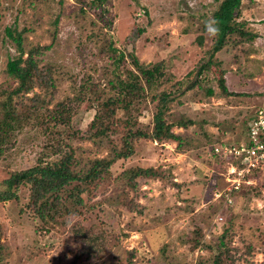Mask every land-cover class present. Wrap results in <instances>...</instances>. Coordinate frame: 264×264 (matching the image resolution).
I'll return each instance as SVG.
<instances>
[{"label": "rangeland", "instance_id": "374dc122", "mask_svg": "<svg viewBox=\"0 0 264 264\" xmlns=\"http://www.w3.org/2000/svg\"><path fill=\"white\" fill-rule=\"evenodd\" d=\"M221 2L107 0L105 18L112 25L104 28V22L96 20L100 11L89 8L90 0H85V4L81 0H0V102L4 91L11 92L19 85L7 74L9 60L20 56L15 42L8 37L9 31L22 36L24 59L37 46L50 47L35 56L40 67L61 66L66 77L75 80L69 78L59 85L49 109L74 98L85 80L92 78L108 92L107 81L120 75L119 70L138 71L129 59L122 69L111 66L109 54L103 50L110 41L122 53L134 52L145 67L164 65L165 77L159 86L136 99L128 109L118 110L108 124L107 136H97V130L90 127L98 111L92 100H85L77 108L73 121L77 132L69 135V129H64L67 147H63V152H74L78 171H86L96 160L111 159L115 150L125 153L129 131L136 138V131L152 133L158 104L153 96L163 91H176L171 95L174 100L166 117L169 123L181 118L195 123L188 129H173L184 142L182 149L173 141L136 140L135 156L118 161L111 169L112 178L101 182L96 195L84 196L86 206L95 207L85 208L82 216L70 217V221H79L86 228L102 226L119 237V245L102 264L123 259L128 251L137 254L136 264H211L226 231L233 236L231 247L239 250L233 252H237L235 257L243 256L237 264H264V172L253 175L244 185L258 188L261 197L253 191L248 198L244 189L229 194L223 177L225 168L230 169L227 163L221 179L211 183L217 182L220 190L212 189L206 179L213 181L211 176L219 168V161L208 153L203 136V132L219 136L224 142L230 140L233 146L237 142L235 136L246 140L250 119L246 126L245 121L264 103V0H244L238 20L245 21L246 29L257 34L256 40L227 46L216 56L223 66L207 75L210 83L204 81L195 90L188 88L196 81L197 69L217 39L216 34L209 35L203 29L206 24L213 25ZM84 9L87 14L82 13ZM92 20L98 27L91 25ZM100 28L104 29L102 35L94 37L92 34L98 35ZM222 72L229 89L243 97L205 98L207 87L220 91L218 79ZM38 93H42L41 89L35 86L27 96ZM24 125L13 130L7 144L9 150L0 156V195L6 189L1 183L11 173L34 167L39 158L56 159L46 148L49 139L39 124L30 121ZM132 167H159L166 178L139 179L135 192L127 185V169ZM13 191L18 200L0 202V242L8 248L4 263L70 264L75 252L72 240L63 230H42L40 221L28 210L29 187L20 186ZM124 194L128 197L126 203L120 200ZM130 200L135 201L142 214L129 211ZM69 229L68 226L64 230ZM246 245L253 247L250 254L245 253ZM222 259L223 264H232L225 254Z\"/></svg>", "mask_w": 264, "mask_h": 264}, {"label": "trees", "instance_id": "16d2710c", "mask_svg": "<svg viewBox=\"0 0 264 264\" xmlns=\"http://www.w3.org/2000/svg\"><path fill=\"white\" fill-rule=\"evenodd\" d=\"M84 1L85 0H81V4H85ZM90 1L89 8L100 11V13L97 14L98 19L96 20L103 21L104 28H110L112 23H107V19L105 18V14L107 13V0ZM243 1L244 0H222L220 7L214 14L213 25L208 24L218 29L215 32L217 39L213 45L212 51L208 53V56L204 57V64L197 69L196 81L189 85L188 88L190 90L200 87L201 83L204 81H206L207 84L210 83L207 79V75L223 66V61L216 59V56L223 52L227 46L232 43H252L256 40L257 34L246 29V22H238L239 18L242 16L241 8ZM82 13L87 14V10H82ZM91 25L93 27H98V23L93 20L91 21ZM103 31L104 29L100 28L98 35L96 33L92 35L99 38ZM203 31L206 30L203 29ZM16 36L17 35H14L12 31L8 32V37L15 42L20 56L9 60L7 63V74L15 79L19 85L11 92L4 91L2 93L3 101L0 102V156L4 155L7 150H9L7 144L12 137L13 130L17 126H21V123L22 125L24 123L26 125L30 121H36L39 124L38 128H41L49 139V145L46 147L47 150L50 152L51 156H55L56 159L54 161H49V159L39 158L37 165L34 167L25 171L11 173L10 176L1 183V186L6 189L0 195V202L13 199L18 200L19 197L13 189L20 186L29 187L30 203L28 205V210H31L30 212L34 214V217L40 221L42 230L47 233H52L55 230H63L66 236L72 240L75 252L70 264H100V262L102 264L106 256L119 245V237L102 226L86 228L79 221H70V217L84 215V209L88 207L86 206L84 196L96 195L101 182L112 178V167L120 160L128 161L129 158L135 156L136 140L142 138L157 142L173 141L178 144V149H182L184 142L180 135L174 133L173 129H188L195 123L188 118H181L176 122L169 123L166 117L170 104L174 100L171 98V95L176 93V91H173L174 93L163 91L159 96H153V98L158 99V104L154 118L156 124L152 133L136 131V134H139V137L136 138L135 135L133 136V131H129L125 139L127 146V151L125 153L115 150V155H112L111 159L96 160L86 171H78L79 165L74 156V152H63V147H67V135H65L64 129H69V135H75L77 132L74 131L73 122L77 115V108L86 102L85 100H92L94 105L97 106L98 111L95 118L90 123V127L93 130H97V136H105L109 131L110 126L108 124L112 121V117L117 114L118 110L128 109L136 99L143 94H150L155 87L159 86L158 83L165 77L164 65L160 64L145 67L135 57L134 52L128 54L122 53L116 49L115 44L110 41L109 45L104 47L103 50L108 52L111 66L115 69H122L125 61L129 59L131 65L138 71L130 68H125L123 71L119 70L120 75L117 76L115 74L107 81L106 86L108 85L110 88L108 92H106V88H101L100 83L94 82L92 78L89 82L85 80L79 87V91L74 98H68L66 101L58 102L55 104L54 108L49 109V104L54 101L53 95L58 91L59 85L69 78L70 80H75L73 77H66L65 73L61 70V66L51 65L46 68V65H44L40 67V61L39 59L38 61L35 60V56L39 55L41 52L50 50V47L37 46L28 53V58L24 59L26 51L23 48L22 36ZM203 39L204 36L200 39L201 45H203ZM224 75L225 74L222 72V78L218 79L219 92H216L212 87L206 88V99L243 97L242 94L229 89ZM35 86L39 87L42 93L35 94L31 98L28 97L27 94L32 91ZM98 86H100L101 91H98ZM48 96H50V101L47 100ZM257 110L250 114L245 121L246 123L244 126H246L247 123L249 124L250 119L249 132L255 121ZM204 124L205 123H202L201 127H203ZM248 135L246 140H243L245 138L237 140L235 136L237 142L233 146L230 140L224 142L222 137L217 136L215 138L213 135L203 132V136L207 139L205 146H209L207 148L208 153L213 159L219 161V168L216 169V173L211 176L213 181H210L209 177L206 179L207 184H210L212 189H219L217 187V182L214 185H211V183L221 179L220 174H222L226 163L231 162L232 165L239 168L242 166L241 158L237 159L234 157L231 159H224L222 150L224 148L239 150L242 147L250 146ZM59 140H61V142ZM241 140L242 143H240ZM217 148H219L220 153L216 152ZM127 170V185L135 192L138 189L139 179L164 180L166 178L162 168L159 167H132ZM247 179H249V177ZM226 187L227 184H225V188ZM243 189L246 190L245 196L248 198H250L253 191H256L257 197H261L258 188L253 186H242L241 190ZM240 191H235L234 193ZM127 199L128 197L125 194L123 197H120L122 203H126ZM94 207L95 205H92L91 208H88L91 210ZM128 208L130 212L137 211L142 214V211L138 210V205H136L134 200H130ZM68 226L70 229L67 231L64 230ZM232 239V233L229 234V232L226 231L218 242V249L216 250L215 257L212 259L211 264H223V254L232 261V264H237V262L243 258V256L239 258L235 257L237 252H233L239 250L231 247L233 242ZM245 248V253L247 254H250L253 250L251 245H246ZM7 250V246L0 242V264H5L4 260L7 256ZM136 255L134 251H128L123 259L117 260L112 264H136L134 261Z\"/></svg>", "mask_w": 264, "mask_h": 264}, {"label": "built area", "instance_id": "2783aa9c", "mask_svg": "<svg viewBox=\"0 0 264 264\" xmlns=\"http://www.w3.org/2000/svg\"><path fill=\"white\" fill-rule=\"evenodd\" d=\"M248 137L250 146L242 147L239 150L227 148L222 150L223 157L228 159L235 157L242 160L240 168L232 165L231 162L227 163L230 169L225 168L226 172L223 177L225 176L226 190L229 194L240 191L242 186L249 183L253 175H261L264 172V103L256 112V118ZM216 152L220 153L219 148L216 149ZM248 177L249 179H247ZM220 220L222 219L220 218Z\"/></svg>", "mask_w": 264, "mask_h": 264}, {"label": "clouds", "instance_id": "9594fccd", "mask_svg": "<svg viewBox=\"0 0 264 264\" xmlns=\"http://www.w3.org/2000/svg\"><path fill=\"white\" fill-rule=\"evenodd\" d=\"M206 32L209 34V35H213V34H215V32L218 30L216 27H214V26H211V25H207L206 24ZM222 220H223V218H221ZM221 220V221H222Z\"/></svg>", "mask_w": 264, "mask_h": 264}]
</instances>
